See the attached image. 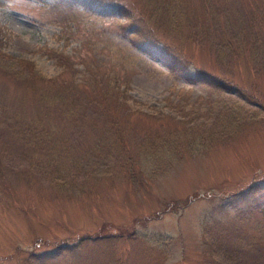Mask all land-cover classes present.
<instances>
[{"label":"rangeland","instance_id":"1","mask_svg":"<svg viewBox=\"0 0 264 264\" xmlns=\"http://www.w3.org/2000/svg\"><path fill=\"white\" fill-rule=\"evenodd\" d=\"M256 1L202 0L213 24L242 15L260 33L245 26L242 55L218 61L203 30L154 27L148 0H109L124 11L103 17L0 0V264H264ZM127 22L185 70L136 49ZM203 72L225 88L191 80ZM85 235L99 237L58 250Z\"/></svg>","mask_w":264,"mask_h":264},{"label":"trees","instance_id":"2","mask_svg":"<svg viewBox=\"0 0 264 264\" xmlns=\"http://www.w3.org/2000/svg\"><path fill=\"white\" fill-rule=\"evenodd\" d=\"M68 1L69 0H57L59 5L67 4L68 7L79 4L83 9L87 10L88 12H93L94 14L96 13L97 15H99V17H103L108 13L111 14L113 12L115 14L121 13L125 8L124 6L119 5L118 2L112 3L109 2V0H70L72 4H69ZM205 1V3L208 4V0ZM263 3L264 0H258V2H255L258 11L261 13V16L264 15V13H262V11L264 12V7H262ZM148 4L152 8L151 10H149L148 14L149 16H151L153 23L156 24L154 25V27H163V32L165 33L171 30L174 31L177 35H180L182 30L181 22L184 23L186 32L188 31L194 34L195 32H197V29L199 30V32L203 30L204 35H206V37L208 38L203 42H206V45H208L210 52L217 58L218 61L224 59L228 54L232 56H234V54H238L239 56L242 55L239 52L241 41L238 40L240 38H244V36L242 35L244 33H242L241 29L245 31L246 26L249 28H246V31L252 33V31L250 30L252 29V27L246 25L245 21V19H251V17L247 16H236V23L234 25L228 23V20H225L224 25L222 27H219V25H217L219 24L218 19L217 23L214 22L213 24L212 19L215 16L214 12L216 13V15H219V13L213 7H211L210 10L206 11L202 0H148ZM191 4H194L195 8L201 10V12H203L202 9L205 10L203 12L205 18H203L202 20L204 25L206 24L207 26H209L207 29H205V26L203 27L202 24H196L199 21L195 22L194 18H191L190 20H185L183 18V16H191ZM125 27L126 34L127 32L132 33V36L136 38L134 40L131 36V38L134 40L132 44L136 49H141L143 50V52H145V54L154 55L155 57L161 58L162 63L171 72L174 71L176 72V74H179L185 70V67L180 63V57L175 53V50H177V48L170 43L171 41L169 42V44L163 43L165 46H159L156 42L153 43L155 38L149 34L152 30L148 32H144L142 30L136 31V28L130 22H127ZM236 27L238 28L236 30L237 32H234V29H236ZM159 29L155 32L159 31ZM199 32L198 36L196 34H191L192 37H194L195 39H197L198 37H203L204 35H200ZM183 33L184 31L182 32V34ZM254 33H257L256 36L260 34L256 32V30H254L252 34ZM228 42H233V44H229ZM223 47L228 50L226 55L219 53L221 52L220 49H223ZM169 49H173L171 53L168 52ZM227 57L229 58L230 56ZM193 79L195 81H198V83L207 85L208 87H219L221 89L225 88L224 83H222V80H220L218 76L207 74V72L196 73L195 76L191 78V80ZM98 237L99 236L91 237L89 235H85L79 239L77 238L75 244L64 242L63 244L59 245L58 250L64 249V247L68 249L75 248V246L82 244L85 240L91 241L97 239Z\"/></svg>","mask_w":264,"mask_h":264}]
</instances>
